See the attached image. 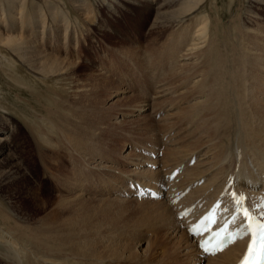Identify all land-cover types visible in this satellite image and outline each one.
I'll use <instances>...</instances> for the list:
<instances>
[{
  "label": "bare ground",
  "instance_id": "6f19581e",
  "mask_svg": "<svg viewBox=\"0 0 264 264\" xmlns=\"http://www.w3.org/2000/svg\"><path fill=\"white\" fill-rule=\"evenodd\" d=\"M219 1L0 0V81L20 85L37 98L39 108L45 107V114L34 108L35 116L31 119L22 112L24 109L16 111L24 116L23 124L30 131L27 134L9 113L21 104L29 110V105H17L18 98L14 101L9 99L10 93H0V100L6 104L0 101V191L10 196L13 201L9 205H14L26 220L28 214L22 212L17 187L33 183L36 176L35 163L31 160L34 151L45 178L55 184L56 192L63 197L57 205L50 199L40 206L45 212L54 209L35 229L19 228L18 218L12 213L6 215L4 207L0 206V264L2 261L6 264H236L244 255L246 242L235 244L216 257H205L188 234L186 223L177 219L179 208L171 205L167 198H131L136 192L130 182L147 185L161 194L164 188L168 194L188 189L191 191L180 204H196V210L201 211L204 206L211 207L228 183L232 186L234 178L237 193L246 190L254 197L264 194V0H227L230 12L238 4L248 11L240 23L243 28L238 22L245 17L242 11L233 16L235 20L226 22L217 11ZM118 6L121 14L136 11L144 23H148L149 33L169 37L167 43L161 45L165 47L161 57L165 55L174 66L155 84L153 99L133 106L129 112L102 108V112L110 116L118 114L113 122L118 130L124 126L121 117L136 116L140 123L153 119L151 111L156 115L165 112L159 122L152 120L154 124L143 127L151 147L145 146L142 151L156 155V160L134 150L118 158L120 149L114 147L115 144L109 145L113 135L106 133L111 128L109 124L96 127L98 130L90 132V137L86 131L78 133L84 127L76 123L80 120L66 127L68 115H77L73 113L72 96L80 92L81 97L91 99L90 95L98 93L100 88L98 83L92 88L86 84L79 86L84 92L79 89L70 96L65 93V80L71 78L72 70L77 67L68 59L77 57L72 54V41L77 38L74 34L79 38L81 32L85 33L84 19L97 31H103L108 21L102 15V8L107 7L114 14ZM61 42L63 47L60 48ZM103 69L108 74L109 71ZM95 75L98 81L109 80V76L102 73L95 72ZM54 97L60 98L62 106L54 105ZM171 99H180L186 106L174 113V105L169 104ZM51 108L57 109L60 115L55 117ZM96 114L100 118V111ZM178 123L185 126L179 128ZM52 135H59L60 140L54 142ZM62 142L73 160L70 176L58 175L53 155L48 157L47 154L61 151ZM113 151L117 154L107 153ZM195 158L197 161L190 168ZM113 161L115 165H109ZM178 166L183 169L180 181L169 183L166 176ZM86 173L102 175V187H108L106 190L110 189L114 195L105 199V203L152 205L155 208L154 241L144 249L137 243L133 247H92L90 251L75 246L74 251L73 246L71 249L61 240L57 243L53 238L52 241L36 235L37 230L54 237L67 231L70 221L66 218V205L90 199L89 189L85 187ZM108 175L117 178L111 180ZM33 189V194L31 189L27 195L34 197L38 190L34 186Z\"/></svg>",
  "mask_w": 264,
  "mask_h": 264
},
{
  "label": "rangeland",
  "instance_id": "374dc122",
  "mask_svg": "<svg viewBox=\"0 0 264 264\" xmlns=\"http://www.w3.org/2000/svg\"><path fill=\"white\" fill-rule=\"evenodd\" d=\"M218 4L219 5L217 11L223 14L222 18L226 22H229L232 19L235 20V17L233 16L242 11L243 16L245 17H243L242 20L240 19L238 21L240 27H242L240 23H243L244 18H246L245 14L246 12H248L246 11L244 5H243L244 9L241 7L242 5L239 4L235 6V9L233 7L231 9V12H234V14L232 15L231 12L229 11L230 9L228 7L227 0H220ZM117 10H118L117 13L114 12L113 14L111 13V11L107 10V7L102 8V15L105 16L108 21V24L103 25V31H97L94 25L92 26L90 23L88 24L89 22L88 19L87 22L84 19V22L87 24L86 28H84L83 30L85 33L82 34L81 32L79 38L77 35L74 34V37L77 38L74 39L75 41L74 40L72 41L73 42L72 54H74L75 56L77 55V57L69 56L68 59L73 61L77 65V67L76 69L72 70L71 78H68L69 80L68 79L65 80V87H66L65 93H67L70 96L71 94H73L74 91L80 89L79 86H85L86 84H89L91 85L90 88H92V86H94L95 83L100 84V88L97 89L98 93L95 92L92 93V95H90L91 99L92 98L93 99L92 100L89 99L90 98L89 96L87 98L92 103L87 102L88 100L85 99V97L83 96L81 97L80 92L79 94L75 93V95L72 96L73 97L72 101L75 102L72 105L73 113L76 112L78 116L75 115L76 117H71L67 114L68 115L67 119L69 118L67 120V124L69 125H66V127L72 126V124L75 122L76 119L80 120L77 121L76 123H78V125H84V127L83 130H81L80 128L78 133L80 134V132L86 131L85 133L87 135L89 133V137H90V132H92L93 130H94L93 132H95V130L97 129L96 127L109 124V128L111 126L112 129L110 128V130L106 133L108 135L113 134L110 137L112 143L109 142V145L115 144L113 146L116 147L117 149L118 148L120 149L119 152L120 154L117 155L119 158L121 155L128 154L129 150H134L137 153H141L140 151L143 150V147L145 146L151 147V144L146 139L148 137V134L145 133L146 131H143L144 129L143 127H146L147 124L150 125L154 124L152 120L159 122L163 117V115L165 114V112H161L160 113L161 115L158 114L160 115V117H158V115H156L153 111L149 112V114L152 115L153 119L151 118V120L149 121L144 120L146 123L141 121L140 123H138L139 121L136 120L137 118L136 116L121 117L120 120H123L124 126L118 127L120 128L118 130L117 128H115L116 126L113 124V122L117 120L116 118L118 114L116 113L115 115L114 113L112 114V116H110L109 114L102 112V108L114 107L119 109L120 111L122 110L124 112L127 111L129 112V110L133 106H138L140 103L144 101L152 100L155 91V89H153L155 88V84H157L160 80L163 79V76L167 74L169 70H171L170 67L174 66V63L164 58L165 55L164 57H161V55H163V51L165 48L164 46L161 45L168 40L169 38L168 34H159V33L158 35L151 34L149 33L148 23H144L141 16L135 13L136 11L135 12L134 10L130 12L127 11L125 14H121L122 11L119 6L117 7ZM213 10L214 9H212L210 12L213 13ZM101 21L103 22L102 19ZM77 42L79 43L77 44ZM60 45H61L60 48L63 47L62 46L63 43ZM59 56L62 57L63 54H59ZM149 57L152 59H149ZM156 58L157 61H155ZM103 68H106L109 71L108 74H105L104 71H102ZM95 72H97L98 74L102 73L104 74V76H109L108 77L109 80L98 81ZM151 75H153L152 78L150 77ZM126 79H131V81L128 82V80L126 81ZM146 81L148 82L146 83ZM5 82L6 81L4 82L0 81L1 83L0 86H2L3 88V90L2 88H0L1 95H3L2 93H10L9 99H14L15 101V98L16 99L18 98L17 102L19 100V103L17 105L21 103H26L29 105V110H25L26 108L22 104H21L22 106L19 105L20 107L19 106L16 107L17 110L14 107L12 109H15V111L12 110V112L9 113V115L12 119L19 121L20 123L19 125L22 126L23 131H25L27 134H30V131H28L27 126L23 124V122H25L24 116H22L20 112L17 113L16 111H18V109L19 111H22L24 109L26 112L24 110L22 112H24V114L29 119H31L33 118L32 116H35L34 108H36L35 110H41L38 113L45 114V111L43 110L45 107L39 108V106H37L38 105L37 98H35L32 93H28L26 90H23V88L20 85L19 87L18 84L12 83L13 86H11L12 84L9 85L10 82H8V84L7 82L6 83ZM80 91L83 90L80 89ZM0 101H2L3 104L5 103L3 100ZM53 101H55L54 105L57 104L59 106H62L61 105L62 101L60 100V98L57 97ZM179 101L180 99H171V101H169V104L174 105V110H175L174 113H176L178 109L182 110V108L186 106V102L183 104L182 102L180 103ZM5 105L6 104H4V106ZM53 110L54 108H51V111ZM97 110L100 111L101 113L100 118L98 117L99 114H96ZM53 114L55 117H58L60 115V114L57 115L58 114L57 109L54 110ZM110 117L111 119H109ZM96 121L98 122L96 123ZM62 123L63 122H61V125L64 126V124ZM177 126L180 128L182 126H185V124L182 123L180 125V123H178ZM58 139L60 140L59 135H52V140H55L54 142L57 143ZM60 147H61V151L60 149H58L59 148L58 145L57 149L59 150V152L55 151L53 153V151H49L47 154L48 157L53 155L52 157L54 158L55 161L52 160V162H54V164L57 165V167H55L57 168L56 173L60 176H65L66 174L67 175L70 174L73 160L71 159V156L69 154L68 147L65 146L63 142L60 144ZM108 147L109 146H107L106 149H108ZM107 153H109L110 156L115 154L114 151L111 153L110 152ZM32 154L33 155L31 160L33 163H35V167H36V170L34 172L36 176L35 178H33L34 180H32L33 183L32 182H30L29 184L23 183L22 185H18L17 187L18 190L17 192H19L20 194L19 195V199H20L19 201L21 202L20 205L22 206V209H24L22 210V212L28 214L26 218V220L28 219L27 221L25 219H22L20 213L13 207L14 205L11 206L9 205L10 202L13 201L11 200L10 196H7L8 194L5 192L0 191V204H1L0 206L4 207L3 210L6 212V215L12 213L14 218H18L17 222L19 220L20 224L18 223V225L20 226L19 228L21 229H24V227L27 228V226L34 229L35 227H39V225L36 224L42 219L46 218L50 214L51 209L52 210L54 209L53 207L49 209V212H45L42 211V207L40 206H42V204L45 201H48L50 199H52L53 202H55V205H57V203L63 199V197H61L62 195H59L60 193L56 192L57 187L55 186V184L51 180L45 178L44 176L45 171L38 161V156L35 154L34 151L32 152ZM142 154L150 157L153 160H156V158H158L156 155L154 158L152 157V155H149L148 153L146 154L143 153V151ZM102 163H106V162L103 161ZM113 164L115 165L114 161L113 163L110 162L109 165H113ZM101 176L98 174L90 175L89 173H86V175H84V180L87 181L85 187L89 189L88 194L90 199L83 201L80 204L66 205V210H67L66 218H68L70 221V225L68 226L69 228L67 229V231L61 233L60 236L54 237L53 235L51 236L47 235L48 233H44V231L37 230L38 232H36V235L50 239L53 238V240L56 241L57 243H59V241L61 240L65 244L68 243L69 248L72 249L73 246L72 250L74 251H75V246L81 247V249L85 247L86 251H90L92 247L98 249L106 248L108 246L133 247L134 245H137V243H140L142 246L141 249H144L146 246H148V244L154 241L153 239L154 237H156V231H154L155 208L149 204L143 206V205L135 204V202L131 204H119V203L114 204V203L103 202L105 201V199L109 197H114V195L109 192L110 189L106 190V188L108 187L106 188L102 187L103 184L101 183L100 180ZM108 177H110L111 180L117 178L109 175ZM26 185L28 189L26 188ZM33 186L38 191L34 197H31L27 195V193H30L29 191H31L32 189L31 193L33 194L34 191ZM125 195L126 194H123V196ZM127 195L129 196V194ZM133 195H135V193ZM35 204H38L39 207L35 206ZM6 207L9 209L7 210ZM82 217L83 218L85 217L84 220ZM1 260L2 259L0 258V261ZM2 263L6 264V261H2Z\"/></svg>",
  "mask_w": 264,
  "mask_h": 264
},
{
  "label": "snow or ice",
  "instance_id": "6c2138e0",
  "mask_svg": "<svg viewBox=\"0 0 264 264\" xmlns=\"http://www.w3.org/2000/svg\"><path fill=\"white\" fill-rule=\"evenodd\" d=\"M244 197L239 193H233V200L237 206V211L243 208ZM181 215H184L183 213ZM242 215L246 221L247 225H242L246 231L250 232L253 237V243H260L264 245V205L260 206V216L254 217L251 215L250 209H244ZM233 223H235V218H233ZM252 245H249V252H252ZM206 252H209L208 249H205ZM219 251H222L221 248H217L216 251L209 252V255L215 256ZM259 264V262H257Z\"/></svg>",
  "mask_w": 264,
  "mask_h": 264
}]
</instances>
